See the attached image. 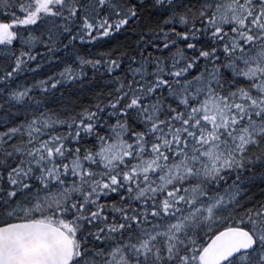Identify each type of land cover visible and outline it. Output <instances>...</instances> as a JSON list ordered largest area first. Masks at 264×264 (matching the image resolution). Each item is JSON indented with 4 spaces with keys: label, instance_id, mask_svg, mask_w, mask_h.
I'll use <instances>...</instances> for the list:
<instances>
[{
    "label": "snow or ice",
    "instance_id": "6c2138e0",
    "mask_svg": "<svg viewBox=\"0 0 264 264\" xmlns=\"http://www.w3.org/2000/svg\"><path fill=\"white\" fill-rule=\"evenodd\" d=\"M4 15L0 264H264V0H0ZM37 45L68 55L29 83ZM89 72L114 85L95 104L49 93Z\"/></svg>",
    "mask_w": 264,
    "mask_h": 264
},
{
    "label": "trees",
    "instance_id": "16d2710c",
    "mask_svg": "<svg viewBox=\"0 0 264 264\" xmlns=\"http://www.w3.org/2000/svg\"><path fill=\"white\" fill-rule=\"evenodd\" d=\"M4 19H9L7 15H4ZM27 26H20V30L23 31ZM31 30V29H29ZM27 33L25 32V35ZM133 39L132 37H128ZM118 39L123 40L124 36L119 37ZM94 42L84 41L80 42V46L85 49V51H90L91 46ZM20 45L17 44V47ZM29 50V49H26ZM18 54V52H17ZM34 55L39 54L37 59L34 60L30 65L29 69L22 73V78H27V81L31 83L33 80L43 79L45 76H51L54 71L60 70L63 65L58 64L57 60L54 59L55 56L63 58V56L68 55L62 50L55 51L54 53H45L44 47L37 45L33 52ZM35 64H41V68L36 69ZM119 74V73H118ZM111 74L105 75L103 72L98 73L95 76L91 75L89 72V79L82 81L80 83L71 84L70 87L66 86L61 89L57 86L56 90H49V93L54 96L55 100L59 101L61 104H64L65 101H71V105H88L95 104L97 96L96 93L106 94L112 89L113 81L109 79ZM51 107V105H49ZM65 107H68V104H64ZM23 118L22 116L20 117ZM10 126V125H9ZM0 130H2V122H0ZM264 189V185H258L254 190L257 193V198H259V191Z\"/></svg>",
    "mask_w": 264,
    "mask_h": 264
}]
</instances>
